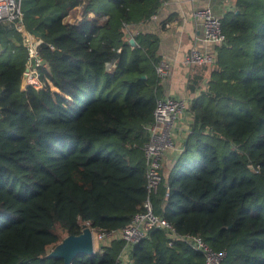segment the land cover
<instances>
[{
    "label": "trees",
    "instance_id": "trees-1",
    "mask_svg": "<svg viewBox=\"0 0 264 264\" xmlns=\"http://www.w3.org/2000/svg\"><path fill=\"white\" fill-rule=\"evenodd\" d=\"M161 1L20 0L23 28L41 39V87L21 88L23 32L0 21V264H64L46 254L83 222L115 230L143 210L146 125L164 88L156 36L134 31ZM233 6L150 199L177 233L224 250L221 264H264V0ZM168 235L152 228L123 261L115 237L70 264H204Z\"/></svg>",
    "mask_w": 264,
    "mask_h": 264
},
{
    "label": "built area",
    "instance_id": "built-area-1",
    "mask_svg": "<svg viewBox=\"0 0 264 264\" xmlns=\"http://www.w3.org/2000/svg\"><path fill=\"white\" fill-rule=\"evenodd\" d=\"M221 16L209 4H200L193 7L191 19L198 28L195 38L197 42L204 45L199 46L197 42L191 45L182 56L181 61L184 65L214 64L216 61L214 47L221 45L225 40ZM22 17L23 13L20 8V0H0V21L13 22L17 30L23 32V45L27 48L28 55L25 66L27 69L26 83L34 87H41L42 84L38 78L37 67L46 66L45 61L39 54L41 39L23 28ZM152 17H155V15L153 14ZM112 66L113 62L107 64L108 68ZM155 70L161 84H163V79L169 72V64L165 60H159L155 66ZM190 105L191 97L187 96L180 97L167 93L157 98L152 111L153 118L146 125L148 139L143 145L146 164L145 187L147 191L146 198L143 201V210L134 214L128 224L115 230H96L86 221L85 224L92 231L95 251L99 250L105 241L119 237L124 240V246L119 253L118 261L127 260L130 247L144 238L152 228H159L169 234V243L172 239L177 238L185 242L192 249L199 251L203 255L204 264H221L225 256L224 250L212 248L198 234L177 233L171 223L153 211L150 199V195L156 191L161 182V169L164 166L168 150L171 148L174 149L175 133L181 131L186 134V132L190 131L191 124L193 123ZM180 149H175L177 153L174 155V162ZM165 194H167V191ZM97 242L98 245L96 246Z\"/></svg>",
    "mask_w": 264,
    "mask_h": 264
},
{
    "label": "crops",
    "instance_id": "crops-1",
    "mask_svg": "<svg viewBox=\"0 0 264 264\" xmlns=\"http://www.w3.org/2000/svg\"><path fill=\"white\" fill-rule=\"evenodd\" d=\"M200 4H209L216 13L221 15L234 7L233 0H162L154 13L155 17L151 16L147 21L136 26L134 33L143 32L156 36L160 60H165L169 64V72L162 84L164 94L191 97L203 88L209 76L210 67L186 66L181 61L183 54L197 42L195 37L198 28L191 19V11L195 5ZM128 38L130 39L131 35ZM197 44L204 45L200 42ZM199 78L200 83L191 91L192 80ZM183 133L181 131L175 133V146L174 149L168 150L164 168L172 166L174 155L177 153L175 149L182 147Z\"/></svg>",
    "mask_w": 264,
    "mask_h": 264
},
{
    "label": "water",
    "instance_id": "water-1",
    "mask_svg": "<svg viewBox=\"0 0 264 264\" xmlns=\"http://www.w3.org/2000/svg\"><path fill=\"white\" fill-rule=\"evenodd\" d=\"M129 42L133 44L134 39L131 37ZM27 69L22 73L20 86L25 88L27 83ZM81 231L78 234H67L60 241L55 243L46 254V256H58L63 258L64 264H70L72 259L78 254L91 255L95 252L92 231L89 226L83 222Z\"/></svg>",
    "mask_w": 264,
    "mask_h": 264
},
{
    "label": "rangeland",
    "instance_id": "rangeland-1",
    "mask_svg": "<svg viewBox=\"0 0 264 264\" xmlns=\"http://www.w3.org/2000/svg\"><path fill=\"white\" fill-rule=\"evenodd\" d=\"M22 1V5H24L26 2H27V0H21ZM67 20H72L71 18L69 19V18H67ZM54 88V87H53ZM98 245V242L96 243V246ZM94 249H95V247H94Z\"/></svg>",
    "mask_w": 264,
    "mask_h": 264
},
{
    "label": "clouds",
    "instance_id": "clouds-1",
    "mask_svg": "<svg viewBox=\"0 0 264 264\" xmlns=\"http://www.w3.org/2000/svg\"><path fill=\"white\" fill-rule=\"evenodd\" d=\"M132 37V36H131Z\"/></svg>",
    "mask_w": 264,
    "mask_h": 264
}]
</instances>
